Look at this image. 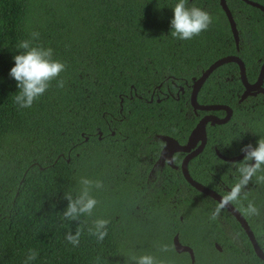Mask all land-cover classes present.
<instances>
[{"label": "trees", "instance_id": "obj_1", "mask_svg": "<svg viewBox=\"0 0 264 264\" xmlns=\"http://www.w3.org/2000/svg\"><path fill=\"white\" fill-rule=\"evenodd\" d=\"M204 1L188 0V6L201 8ZM177 2L0 0V264H23L29 249L38 252L31 264H132L131 256L142 255L136 240L143 227L136 208L144 202L142 195L108 192L103 183L92 192L99 203L91 218L81 216L80 224L62 219L68 204L64 193L75 196L78 178L101 180L90 145L92 133L106 124L104 113L115 122L169 123L176 118L170 100L145 101L161 76L177 69L198 75L217 59L239 53L254 82L264 61V17L235 18L241 31L238 52L227 17L211 15L220 9L216 0H209L212 24L206 31L191 40L174 38L170 22ZM231 6L233 12L256 10L242 0ZM33 31L38 39L32 40ZM26 39L53 49V58L66 65L58 77L65 84L59 88L52 81L30 108L20 109L14 103L17 83L9 73L22 51L17 46ZM230 66L237 67L227 63L211 76L208 101L232 105L249 126L241 125L249 131L247 139L256 131L264 137V122L258 128L253 122V115L264 119V95L238 103L226 84L219 88L212 79ZM233 88L235 93L243 89L239 80ZM252 105L258 112L246 109ZM247 195L258 199L262 211L260 218L248 219L264 251V186ZM95 218L109 221L100 243L87 231ZM78 226L83 232L74 247L65 234H75Z\"/></svg>", "mask_w": 264, "mask_h": 264}, {"label": "flooded vegetation", "instance_id": "obj_2", "mask_svg": "<svg viewBox=\"0 0 264 264\" xmlns=\"http://www.w3.org/2000/svg\"><path fill=\"white\" fill-rule=\"evenodd\" d=\"M221 1L216 0L220 6L216 12L210 9L209 0H205L201 8L212 12V16L227 17ZM225 1L234 19L264 17V10L260 7L252 5L256 10L233 12L231 4L238 0ZM252 1L264 7V0ZM239 35L241 41L240 30ZM233 39L239 52L240 43L238 49L234 35ZM229 55L241 57L239 53ZM233 63L237 67L230 66L216 73L212 77L213 81L219 88L226 84L230 95L236 97L238 103L249 97L256 98L259 94L249 95L240 101L245 87L240 68L236 62H230ZM207 68L201 69L198 75L192 74V70L184 73L177 69L170 76H161L160 84L153 88L149 99L145 98L149 104L170 100L176 114L172 122L133 124L124 123L122 119L115 122L104 113L106 124L102 128L97 127L96 132L92 133L94 140L90 145L92 160L96 161V176H100L108 192L124 191L143 196L144 202L136 205L137 215L143 225L142 234L136 239L141 254H151L164 261V264H258L251 252V240L241 223L228 209L217 220H210V212L216 206V203H211V199H215L197 189L190 181L192 178L221 196L226 194L238 178L239 174L232 164L243 159H235L242 154V146L249 143L256 146L260 139L257 131L251 132V139H247L249 131L242 129L241 125L246 128L249 126L244 117L235 113L232 105L208 101L210 78L219 67L198 90L197 101L200 105L229 106L232 109L230 119L223 124L208 121L205 131L191 138L203 118L210 115L224 118L227 115L224 109L202 110L194 107V82ZM238 80L243 89L235 93L233 84ZM252 106L246 109L258 112ZM155 110L160 113L162 108ZM122 111L123 108H120ZM253 122L258 128L264 119L253 115ZM227 129L231 131L230 138L227 137ZM89 139V136H85L84 141ZM256 188V184L250 182L246 192H253ZM255 203L259 207L257 198ZM235 207L240 208V204ZM244 217L256 237L251 221L247 216ZM163 244L168 245V252L159 250ZM253 252L257 255L254 248Z\"/></svg>", "mask_w": 264, "mask_h": 264}, {"label": "clouds", "instance_id": "obj_3", "mask_svg": "<svg viewBox=\"0 0 264 264\" xmlns=\"http://www.w3.org/2000/svg\"><path fill=\"white\" fill-rule=\"evenodd\" d=\"M172 8L174 15L170 23L171 35L174 38L191 40L206 31L212 24L210 13L194 5L189 7L188 0H178ZM31 37L32 40L38 39L39 33L33 31ZM32 40L26 39L19 42L17 48L22 51L13 57L15 63L9 73L17 83L18 91L14 96V103L20 109L30 108L51 87L52 81H56V86L59 88H63L65 84L63 79H58L60 74L66 70L65 63L53 58L52 48L33 45ZM241 152L244 154L243 159L232 164L239 174L238 178L211 210L209 219L212 221L217 220L229 206H235L238 203L240 208L237 210L243 215L256 218L262 216L261 208L253 200L248 199L246 189L250 182H254L257 186H264V137H260L256 146L251 143L243 145ZM77 183L79 190L75 196L71 192L64 193L68 204L62 212V219L76 220L80 224L81 216L89 218L93 216L99 201L92 195V192L94 189H102L103 181L81 176ZM83 223L87 224L88 221ZM108 223L109 221L105 218L92 219L91 226L87 229L88 234L94 236L98 243L103 242L108 235ZM82 232L83 227L78 226L75 234L71 231L66 232L65 239L74 247H78ZM159 250L168 252V245H161ZM37 257V250L29 249L23 264H31ZM130 260L132 264H164V261L147 253L131 256Z\"/></svg>", "mask_w": 264, "mask_h": 264}, {"label": "water", "instance_id": "obj_4", "mask_svg": "<svg viewBox=\"0 0 264 264\" xmlns=\"http://www.w3.org/2000/svg\"><path fill=\"white\" fill-rule=\"evenodd\" d=\"M244 1L250 5L260 7L264 10V7L261 4H258L252 0H244ZM221 4H222L223 9L226 11L228 21L230 23L231 31L234 35L237 48L239 49L240 35H239V30L237 28V23H236L233 15H232L231 10L228 7L226 1L222 0ZM230 62H236L238 64V66L240 68V77H241L242 83L245 87V90H244V92L240 98V101H243L249 95H257V94H263L264 95V61L262 63L260 73H259L256 81L250 82L248 79V76H247L246 64L241 57L236 56V55H227V56H224L222 58L217 59L203 72L202 76L194 82V92L192 95V102L194 104L195 109H202V110L224 109L227 111V115L224 118H219V117L213 116V115H210V116L203 118L199 122L197 128L194 130V133H193L191 138H193V136H197L200 131H205L206 124L208 123V121H212L213 123H218V124H223V123H226L227 121H229L230 116H231V112H232V109L229 106L222 105V104L200 105L197 101V93H198V90L200 89V87L202 86V84L206 81V79L212 74V72L215 69H217L218 67H220L223 64L230 63ZM164 138H166V137H164ZM167 139H169V138H167ZM243 155L244 154L242 153L241 155H239L235 159H241L243 157ZM190 181L194 184V186L197 189L202 191L204 194L211 196L212 198H214L215 200H217L219 202L221 195H219L217 192L201 185L200 183H198L197 181H195L192 178H190ZM227 209L241 223L242 227L244 228V230L246 231V233L248 234V236L251 240V243L253 245L254 251L256 252L257 256L259 258H261L262 260H264V251L261 248V246L259 245L258 240L256 239L254 232L252 231V229H251L250 225L248 224L244 215L240 211H238L235 206H229V208H227Z\"/></svg>", "mask_w": 264, "mask_h": 264}]
</instances>
